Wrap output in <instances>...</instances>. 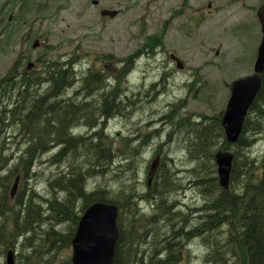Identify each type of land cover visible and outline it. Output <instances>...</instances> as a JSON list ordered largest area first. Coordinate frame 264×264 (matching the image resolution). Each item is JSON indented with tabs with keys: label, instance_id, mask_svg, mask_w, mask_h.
<instances>
[{
	"label": "trees",
	"instance_id": "obj_1",
	"mask_svg": "<svg viewBox=\"0 0 264 264\" xmlns=\"http://www.w3.org/2000/svg\"><path fill=\"white\" fill-rule=\"evenodd\" d=\"M156 41L153 39L151 44L155 45ZM73 57L75 59V56ZM74 59L65 63L60 60L45 61L42 71L23 74L15 72L14 67L8 77L0 80V146L9 149H11L9 146L14 144L16 148L24 146V153L20 157L14 153H4V150L0 149V247L15 249L17 246L24 250L28 246V253L23 252L21 255L28 264H71L69 257L66 261L60 262L59 256L64 254V251L68 253L71 251L72 238L81 214L96 202L117 204L121 208L120 230L128 215L131 216L130 226L139 224L137 216H134L135 212L131 215L127 211L130 206L136 205L133 201L136 198L135 192H130V189L123 192L124 201L118 202L114 200L113 193L104 187L93 192L87 189L88 178L109 174L115 165L116 167L121 165L122 168L119 169L123 171L127 170L131 180L135 182L140 163L145 156L128 144L126 151L119 150L123 154V158H119L118 151L109 140V136L104 135L103 128L97 132V138H94L93 142H83V139L71 136V126L80 125L82 121L89 122L91 110H94L97 126L103 123L104 127L106 122L116 117L115 113L119 112L117 110L121 109V103L116 106L119 99L116 90L114 94L106 96L100 91L103 83L99 74L85 79L87 87L84 91L86 95L90 91L101 93L102 102L98 104L97 100L92 99L89 104L86 102L82 104L76 97L64 99L65 88L77 85L78 73L75 72ZM45 88L46 91L43 90ZM86 95L85 101L88 100ZM108 113L111 117H104ZM171 122V128L178 129L180 146L185 148L186 159L191 166L184 173L186 178L177 177L174 182L170 178H176L178 173L174 171L173 161L168 164L167 158H164L153 187L145 194L148 197L147 201L155 203L159 200L158 215L173 217L164 203V192L168 187L175 191L179 189L184 191V182L189 180L191 185L192 179H196L197 186L194 188L207 196L206 200L210 198V205H206L207 211L203 210L207 212L204 214L206 218L203 217L205 220L193 229L187 226L190 225L188 218L182 215L183 213L178 214L180 223L186 225L181 243L184 239H191V236L197 235V232L221 228L235 233L242 231L246 235L243 242L237 237L241 241L239 251L241 256L237 257V263L264 264V152L257 159L249 155L258 138L264 135V78L235 145L226 142L221 115L205 119L201 123L190 121L183 123L181 120ZM87 126L88 124L84 123V127ZM7 132L15 135L6 136ZM16 140H19V143H16ZM57 147L59 151L51 154L50 165L60 167L68 160L70 170L65 174H54L53 182L49 185L52 195L48 199H42L30 188L29 180L37 173V164L43 155ZM73 149L79 154L76 155ZM220 149L234 154L229 191H224L218 185L214 157ZM119 159L123 161L121 164ZM208 174L212 175L213 186H208L213 187L211 194L204 183V178H209ZM18 177L20 185L12 197L11 188ZM157 182L162 184L160 193L155 188ZM215 197L226 200L215 202ZM37 198L48 203L44 205ZM36 199L37 204L34 206ZM15 223L18 228L13 233ZM204 223L208 224L204 226ZM128 230L135 231V227ZM35 237L38 240L33 244ZM135 237L131 236L128 240L122 236L123 240L121 239L122 242L117 246L114 264H122L124 249L128 248L126 264H141L138 263L139 255L135 250V242H139L140 238L138 240ZM216 244L209 255L210 264L223 261L227 255L222 241L218 240ZM34 245L37 248H34ZM183 248L184 245L181 244L180 260ZM26 254L29 256L26 257ZM242 255V261H239Z\"/></svg>",
	"mask_w": 264,
	"mask_h": 264
},
{
	"label": "rangeland",
	"instance_id": "obj_2",
	"mask_svg": "<svg viewBox=\"0 0 264 264\" xmlns=\"http://www.w3.org/2000/svg\"><path fill=\"white\" fill-rule=\"evenodd\" d=\"M91 1L92 0H37L38 5L41 4L42 8H33V11L28 12L26 15H22V11L18 8L13 10L14 8L12 5L5 7L8 12L5 13V15L0 16V18H2V21L0 22V30L7 25L10 18L11 21L9 22L8 28H4L2 30L0 37L2 39V36L6 37L9 33H12V35L8 39L5 49H0V79L4 77L8 70L12 67L21 48L22 50L28 51L30 44L33 43L38 36L43 39H47L46 43L53 47L50 53V57L52 59L63 58L64 60V58L71 54L76 47H80L90 52L102 53L106 55L111 54L116 56L118 59L126 58V56L131 54V52L135 49L136 44H139L141 41L142 28L137 24L143 14V9L146 6L149 7V33L154 34L159 29L161 22L165 21L169 17L170 10L177 3V0H98L101 8L122 11V15L117 19L106 20L103 22L101 21V17L97 12V9L90 7ZM5 2L6 0H0V4ZM44 5L46 8H44ZM176 25H174V28H176ZM258 29H260L259 25L256 26L254 37L250 39L247 56L245 57V60L240 63L239 61L240 58L242 59V56L238 53V47L236 43L232 41L230 33L228 34L227 39H224L226 44V48H223V53L224 51L226 52V55L224 56L225 58L217 59L213 57L214 51L217 49L215 46L206 45V47H201L200 44L202 40L205 41L203 33H212L211 26H209V29L204 27L200 31L193 29H189L187 31V28H184V30L179 33L175 31L170 32L166 40L167 49L170 51L181 52V55L187 65L193 66V68L202 69L201 75L207 83V88H205L200 95L197 94L194 98L189 95L185 89L175 88L173 80H170V84H166V87L156 86L150 87L149 89H147V87H145V89L140 88L136 91V95L128 96L126 98L127 105H124L125 100L123 99H118V102H116V106H118V103H121V109L117 111H119V113H125L129 110L128 113H132L131 118L136 115L133 119L135 121H132L131 119L129 121L123 120L118 121L113 125L115 120L114 118L107 124L104 135L110 136L111 133L117 132L122 136L135 135L137 131H140V126L142 124L149 123L150 120L146 119V117H148L153 110L154 112H157L158 109H163L169 103L181 98L187 99L186 110L189 113L212 116L221 112L230 95L228 85L234 83L238 79L246 78L252 73V57L258 43ZM24 33H29L31 42L21 44L20 35ZM219 33L223 34L224 31L221 30ZM190 35H194V37L191 38ZM218 44L219 42L217 45ZM43 49L44 47L41 46L35 51L32 50L33 57L36 58L42 54L41 51ZM79 58L80 56H76V59ZM107 68L112 70L113 64L107 63ZM141 68L142 70L147 71V74H144L147 75L146 83L148 87L153 82L157 81L162 75L161 71L157 70V63L153 64L152 62H144ZM135 76H137L135 81H141L144 78L141 77V74ZM180 76L186 77L184 75ZM138 84H140V82ZM163 88H165V91L168 92V94L164 97H160L159 93L164 90ZM96 98L98 99V104L102 102L100 94L97 95ZM91 111L94 112V110ZM90 131L91 129L86 127V129L83 130V134L89 136L91 134ZM90 141L91 140H87L88 143ZM15 142L19 143V140H16ZM9 147L11 149L16 148V145H10ZM114 148L118 151L117 154L119 155V158H123L122 152H119L120 149L116 146H114ZM23 149L24 147L21 146L20 150ZM263 149L264 137L258 142L257 148L252 150L251 154H249L250 157L253 158L255 152L260 153ZM73 151L76 155L79 154L75 149H73ZM164 151L165 153H168L166 149H164ZM184 153L186 155V151H184ZM22 154L23 152L18 154V156L20 157ZM46 154L47 155H43V157L38 161L36 170L37 173L31 180H29L30 188H32L42 199H48L49 196L52 195L50 193L51 190L49 185L53 182L54 174H65L70 170L68 160H65L64 164L60 167L51 166L49 159L52 155L49 153ZM151 160V156H145L144 161L141 164V172L139 170L137 175L139 178L141 175L142 182L146 179V172L144 169L146 168L145 161L147 162ZM170 160H175L177 162L178 167L182 170V174L185 173L187 167L189 169L191 166L189 160L185 159L184 155L172 156ZM119 162L121 164L123 161L119 159ZM119 167L122 168L121 165H118L117 167L116 165L113 166L112 171L104 176L95 175L96 177L88 178L87 189L93 192L98 191L101 187H104L113 193L114 197H112L118 202L124 201L123 198L125 195L122 193L130 189V192H135L136 194V198L133 199L136 205L130 206L127 211L131 215L135 212L134 216H137L139 220H143L144 211L148 213V209L158 210L160 201L156 200V202H153L152 205H148V197L145 195L148 190L143 189L142 182H133L127 170L123 171L119 169ZM181 173L180 176L182 177ZM177 177H179L178 174L176 175V178L172 177L170 179L175 182L178 179ZM184 187L186 188L184 191H181L180 189L175 191L168 187L164 192L163 200L165 202H163L166 206L170 207L168 212L172 213L173 217L170 215L164 217H162L163 215H160L157 217L160 220L158 224L160 233H156L157 238H159L161 234L163 235V231H165V229L171 230V227H168L170 223L176 226V224L180 222V216L178 215L180 212H182V215H185L188 219L191 218V224H187L191 229L197 227L205 220L203 217L205 216L204 214L207 213L205 212L207 211V206H203L204 194L189 185V180L184 182ZM155 188L160 193V191H162V184L157 182ZM207 190L211 194L213 192V187H207ZM37 199L34 201V206L37 204ZM209 199L210 198H208L206 202H209ZM39 200L44 205L47 202L41 199ZM142 202L145 203L143 208L140 206ZM171 203H175L179 207L169 205ZM179 209L184 211H179ZM197 210H200L201 214H195ZM203 210L205 211L203 212ZM30 213H32V210ZM220 222H222V220ZM222 224H224V222ZM14 225L16 231L18 225L16 223ZM149 225L150 227L155 226L152 221H149ZM169 230L168 234L160 237L162 239L161 244L156 245V248H164L166 245L165 241L168 242L172 238L171 237L165 240L166 237L171 234ZM15 231L13 233H15ZM231 232L237 236L234 231ZM228 234H230L229 230L221 228L215 231L202 233L203 236L200 235V239L195 238L193 240H187L186 243H184V248L181 250L183 252L181 254L183 255L182 258L190 259L188 264H208V257L210 252H212L211 249L217 245L216 241L225 239ZM37 240L38 238L35 237L32 243L35 244ZM237 241V237L230 239V242L235 247L234 252L238 253L239 257L240 253L238 249L241 248V244L240 241ZM233 246H231V248ZM33 247L37 248L36 245ZM149 247L145 246V249H149ZM18 250L22 251L23 249L21 247L19 249H5L0 247V254H8L9 252L15 253ZM28 250L29 247L27 246L21 253H28ZM127 252L128 249H124L123 259L125 264L127 263ZM64 257L65 256L60 259L62 260L61 262H63ZM24 258V256H20L18 263L28 264L25 262ZM240 263L242 264V262ZM0 264H2L1 261Z\"/></svg>",
	"mask_w": 264,
	"mask_h": 264
},
{
	"label": "water",
	"instance_id": "obj_3",
	"mask_svg": "<svg viewBox=\"0 0 264 264\" xmlns=\"http://www.w3.org/2000/svg\"><path fill=\"white\" fill-rule=\"evenodd\" d=\"M117 13L104 11L102 16L115 17ZM264 33V17H262ZM261 54L255 66V75L233 84L232 97L223 118V126L230 143H236L250 106L261 89L264 73V41ZM233 156L218 152L215 161L218 165L219 182L222 188H229ZM158 160L152 165L149 183L152 181ZM119 210L116 206L97 203L91 206L81 218L73 246V264H113L115 248L119 239L117 221ZM8 264H13L12 256Z\"/></svg>",
	"mask_w": 264,
	"mask_h": 264
},
{
	"label": "bare ground",
	"instance_id": "obj_4",
	"mask_svg": "<svg viewBox=\"0 0 264 264\" xmlns=\"http://www.w3.org/2000/svg\"><path fill=\"white\" fill-rule=\"evenodd\" d=\"M104 117H111V114H105V116ZM114 118H116V117H113V118H111L108 122H106V124L104 125V127H102V124L103 123H100V124H98V126H97V132H99L102 128H103V131H105V129H106V127H107V124L112 120V119H114ZM103 122V121H102ZM260 137V136H259ZM259 139V138H258ZM252 150V149H251ZM251 153V152H250ZM72 169V168H71ZM217 169V168H216ZM212 174V173H211ZM209 175V174H208ZM212 176V175H211ZM211 176L209 175V178L207 179V178H204L205 179V185L208 187V186H213L212 185V178H211ZM203 178V177H202ZM196 179L194 180V179H192V181L190 182V184L194 187V186H197L196 185ZM199 184L200 183H198V186H199ZM19 185H20V178L18 177L16 180H15V182H14V185H13V187H12V190H11V196L12 197H14L15 196V194H16V192H17V190H18V188H19ZM218 185H219V187L221 188V185L219 184V182H218ZM206 187V188H207ZM222 189V188H221ZM224 190V189H223ZM225 191V190H224ZM148 192V191H147ZM204 197V205L203 206H205V205H210V203L209 202H206V197H205V195L203 196ZM126 200V199H125ZM214 200H215V202L217 201H222V202H224V200H226V198H224V200L223 199H220V198H218V197H215L214 198ZM214 203V202H213ZM215 204V203H214ZM109 205H114V206H116V207H119L117 204H109ZM169 205H171V206H175V207H179L177 204H175V203H171V204H169ZM167 209L169 210L170 209V207H168L167 206ZM190 210V209H189ZM179 211H184V210H180L179 209ZM179 213V212H178ZM180 213H182V212H180ZM179 213V214H180ZM195 214H201V211L200 210H197L196 212H195ZM165 215H163L162 217H164ZM205 218H206V216H205ZM34 217H33V221H34ZM37 219V218H36ZM32 220V219H31ZM38 220V219H37ZM188 220V222L191 224V218L190 219H187ZM39 221V220H38ZM234 221V220H233ZM35 222H37V221H35ZM42 222V221H41ZM235 222V221H234ZM30 224V223H29ZM206 224H208V223H204V226L206 225ZM187 226H189V225H187ZM38 227V226H37ZM168 227H171V230H169V229H165V231H163V235L161 234L160 235V237L161 236H165L166 234H168V230L170 231V233H172V234H170L171 236H172V238L171 237H169V238H171L168 242H166L165 241V243H166V245L164 246V248H156V245H158V244H161V238L159 237V238H157V236H156V233L153 235V236H151L150 238H145V241H143V243H140V241L138 242V241H136L135 242V245H136V248H135V250H136V252H138V255H139V257H138V263L140 262L141 264H178V262L180 261V249H181V244H183L184 245V243H186V241L187 240H189V239H184L183 241H182V243H181V236H182V234H183V232H185V228H186V225H184V224H182V223H178V224H176V226L175 225H173L172 223H170L169 225H168ZM31 228H33L32 226H31ZM194 228H196V227H194ZM195 232V231H194ZM209 232V231H208ZM196 233V232H195ZM202 233H205V232H197V235H193V236H191L190 238L192 239V238H198V239H200L199 237H196V236H200V235H202ZM236 237H238V238H240L241 240H242V242L244 241V238H245V235L246 234H243V232L242 231H237V233H236ZM231 236H235L234 234H233V232H231L230 231V234H228L226 237H225V239H222L221 241H222V243H223V245H224V247H225V241L226 240H229L230 241V239H232L231 238ZM184 238V237H183ZM151 239H152V241H151ZM168 238L166 237V239L165 240H167ZM173 239V240H172ZM193 240V239H192ZM191 240V241H192ZM190 241V242H191ZM137 242H138V244H137ZM196 242V241H195ZM199 245V244H198ZM127 246V245H126ZM145 246H147V247H149V249H145ZM241 246V245H240ZM131 247H132V245H131ZM231 247V246H230ZM16 249H19L17 246L15 247ZM127 248V247H126ZM203 249V248H202ZM212 250V249H211ZM226 250V249H225ZM19 251V250H18ZM128 251H129V248H128ZM227 252V255L223 258V261H219L217 264H239V263H237V257H236V255L235 256H233L232 255V248H230L228 251H226ZM13 252H9L8 254H12ZM240 253V252H239ZM210 254H211V252H210ZM230 256H229V255ZM123 256H124V252H123ZM183 256V255H182ZM240 256H241V253H240ZM239 256V257H240ZM243 256V255H242ZM242 258V257H241ZM241 258H240V260L239 261H241ZM208 259H209V257H208ZM246 260V259H245ZM123 261H124V259H123ZM207 262H208V264H210V262L207 260ZM196 264V263H195Z\"/></svg>",
	"mask_w": 264,
	"mask_h": 264
},
{
	"label": "flooded vegetation",
	"instance_id": "obj_5",
	"mask_svg": "<svg viewBox=\"0 0 264 264\" xmlns=\"http://www.w3.org/2000/svg\"><path fill=\"white\" fill-rule=\"evenodd\" d=\"M184 2V5H187L186 7H178L177 13L180 17L183 18L185 16V20H183V24L188 22L194 27L198 22L202 23V21H208L207 14L211 17L216 18V27L218 29H223L224 27V14L229 8H238L239 9V16L236 19L234 23H237V27L244 31L245 36L249 35L251 31L256 29L258 22V12L264 5V0H180L179 4L181 5ZM179 17V20H180ZM211 17V18H212ZM191 26V25H190ZM185 27V26H184ZM218 56V53L216 54ZM163 65L166 64L165 57L162 58ZM175 71V70H173ZM101 93H93L91 95L92 99H95L97 95ZM84 99V97H82ZM89 118L92 122H95V114L92 111L91 115L89 113ZM94 138H97L96 135L93 136ZM238 240L237 242H239ZM241 244V241H240ZM233 246L232 243L229 240L225 241V251H228ZM228 248V249H227ZM235 247H232V255L238 257V253L234 252ZM240 251V248L238 249Z\"/></svg>",
	"mask_w": 264,
	"mask_h": 264
}]
</instances>
